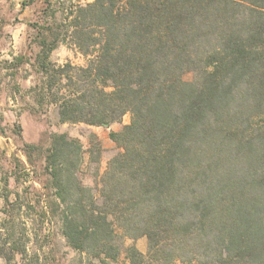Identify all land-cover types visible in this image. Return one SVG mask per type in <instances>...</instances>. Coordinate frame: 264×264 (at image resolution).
Segmentation results:
<instances>
[{"label": "trees", "instance_id": "trees-1", "mask_svg": "<svg viewBox=\"0 0 264 264\" xmlns=\"http://www.w3.org/2000/svg\"><path fill=\"white\" fill-rule=\"evenodd\" d=\"M45 1L55 21L36 56L40 104L60 122L130 114L102 171L90 135L93 185L80 139L54 132L44 150L52 200L37 213L56 219L71 264H264V0ZM60 42L87 62L54 64ZM9 227L6 264L26 252L24 228ZM142 236L146 251L127 242Z\"/></svg>", "mask_w": 264, "mask_h": 264}, {"label": "rangeland", "instance_id": "rangeland-1", "mask_svg": "<svg viewBox=\"0 0 264 264\" xmlns=\"http://www.w3.org/2000/svg\"><path fill=\"white\" fill-rule=\"evenodd\" d=\"M71 3L92 0H51ZM53 7L47 9L45 0H0V221L20 232L23 227L26 240L24 255L20 253L11 264H30L32 251L39 249L42 264H71L78 254L61 236L56 219L46 215L43 220L37 211L45 208L48 199L49 175L45 170L44 150L50 145L51 134L66 132L83 143L85 166L83 179L94 184L90 169V135L96 133L102 143L100 170H104L111 157L120 151L110 137L111 131L120 130L130 122V114L109 126L90 125L84 122H60L57 106H42L39 102L43 73L36 61L40 41L50 33L47 27L55 21ZM60 14L57 12V16ZM52 39V37H49ZM50 60L61 65L71 62L84 65L87 57L75 47L60 42L51 52ZM190 79L192 73H187ZM36 144L32 150L27 144ZM30 150V151H28ZM34 204L35 209L30 207ZM38 229L39 242L30 239L33 228ZM142 250H147L145 236L129 239ZM7 258L0 257V264ZM118 264H129L122 255ZM177 264H181L177 262Z\"/></svg>", "mask_w": 264, "mask_h": 264}]
</instances>
